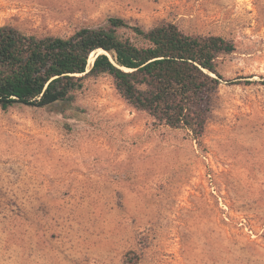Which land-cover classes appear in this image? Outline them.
I'll return each mask as SVG.
<instances>
[{
  "label": "rangeland",
  "instance_id": "1",
  "mask_svg": "<svg viewBox=\"0 0 264 264\" xmlns=\"http://www.w3.org/2000/svg\"><path fill=\"white\" fill-rule=\"evenodd\" d=\"M110 16L235 43L205 133L156 125L104 74L0 108V264H264V0H0V25L38 35Z\"/></svg>",
  "mask_w": 264,
  "mask_h": 264
},
{
  "label": "trees",
  "instance_id": "2",
  "mask_svg": "<svg viewBox=\"0 0 264 264\" xmlns=\"http://www.w3.org/2000/svg\"><path fill=\"white\" fill-rule=\"evenodd\" d=\"M235 48L222 35L188 34L173 22L145 29L116 16L67 36L2 24L0 108L73 102L87 78L104 74L128 104L148 112L156 125L185 129L201 142L222 80L220 59ZM127 256L129 262L138 258L133 252Z\"/></svg>",
  "mask_w": 264,
  "mask_h": 264
},
{
  "label": "bare ground",
  "instance_id": "3",
  "mask_svg": "<svg viewBox=\"0 0 264 264\" xmlns=\"http://www.w3.org/2000/svg\"><path fill=\"white\" fill-rule=\"evenodd\" d=\"M94 57H95V55H94V53H92V55H91V59H90V61H89L90 65H91V63L93 62Z\"/></svg>",
  "mask_w": 264,
  "mask_h": 264
},
{
  "label": "water",
  "instance_id": "4",
  "mask_svg": "<svg viewBox=\"0 0 264 264\" xmlns=\"http://www.w3.org/2000/svg\"><path fill=\"white\" fill-rule=\"evenodd\" d=\"M91 65H92V63H91Z\"/></svg>",
  "mask_w": 264,
  "mask_h": 264
}]
</instances>
